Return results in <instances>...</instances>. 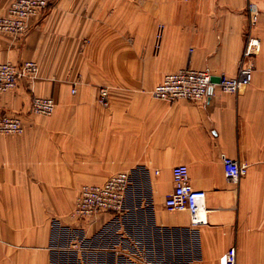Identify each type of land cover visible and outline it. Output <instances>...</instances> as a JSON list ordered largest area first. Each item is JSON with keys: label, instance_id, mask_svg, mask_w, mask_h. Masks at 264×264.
<instances>
[{"label": "crops", "instance_id": "0c3cea01", "mask_svg": "<svg viewBox=\"0 0 264 264\" xmlns=\"http://www.w3.org/2000/svg\"><path fill=\"white\" fill-rule=\"evenodd\" d=\"M31 25L22 40L0 32V62L40 64L0 93L25 126L0 133V264H224L232 246L237 264H264V0H58ZM243 59L254 75L239 92L152 94L168 72L234 76ZM35 96L55 111L33 112ZM223 155L248 172L229 181ZM178 164L207 192V224L166 207ZM120 171L125 210L77 217L82 185Z\"/></svg>", "mask_w": 264, "mask_h": 264}, {"label": "built area", "instance_id": "2783aa9c", "mask_svg": "<svg viewBox=\"0 0 264 264\" xmlns=\"http://www.w3.org/2000/svg\"><path fill=\"white\" fill-rule=\"evenodd\" d=\"M58 0H12L7 12L0 16V32L12 34L22 40L31 28V20L41 17L46 10L56 5ZM259 14L251 13V26L256 25ZM160 26L158 38L162 36ZM40 64L37 60H25L19 64L9 61L0 62V93L18 87L23 78L38 76ZM254 75V64L243 59L239 73L234 76L220 74L214 76L209 71L193 67H184L168 72L163 80L153 89L154 97L176 101L203 100L212 89L219 88L228 92H239L251 84ZM73 91H76L74 88ZM108 89H101V101L106 102ZM57 107L51 96H35L31 109L38 114L50 115ZM25 126L20 115L11 112L0 113V133H23ZM225 173L229 181H238L247 172L249 165L230 156L223 155ZM174 188L166 198V207L170 210H186L191 215L192 224L196 226L209 222L207 192L197 189L190 181L187 164H178L173 168ZM130 186V174L120 171L113 174L103 183L83 184L74 206V214L81 219L92 218L99 213H122L125 210L127 191ZM236 246L228 249L224 264H237Z\"/></svg>", "mask_w": 264, "mask_h": 264}, {"label": "rangeland", "instance_id": "374dc122", "mask_svg": "<svg viewBox=\"0 0 264 264\" xmlns=\"http://www.w3.org/2000/svg\"><path fill=\"white\" fill-rule=\"evenodd\" d=\"M53 7H54V6H53ZM50 8H52V7H50ZM50 8H49V9H50ZM49 9H48V10H49ZM48 10H46L42 16H44L45 13H46ZM31 28H32V25H31ZM31 28H30L29 32H31ZM51 97H52V96H51ZM53 98H54V97H53ZM54 99H55V98H54ZM56 103H57V102H56ZM88 219H89V218H88Z\"/></svg>", "mask_w": 264, "mask_h": 264}, {"label": "bare ground", "instance_id": "6f19581e", "mask_svg": "<svg viewBox=\"0 0 264 264\" xmlns=\"http://www.w3.org/2000/svg\"><path fill=\"white\" fill-rule=\"evenodd\" d=\"M104 213V212H103ZM81 220H83V219H81ZM85 220V219H84Z\"/></svg>", "mask_w": 264, "mask_h": 264}]
</instances>
